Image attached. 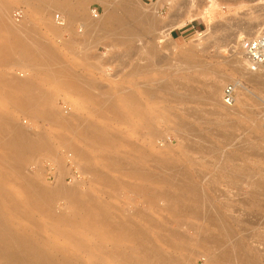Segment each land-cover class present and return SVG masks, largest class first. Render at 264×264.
<instances>
[{"label":"rangeland","instance_id":"374dc122","mask_svg":"<svg viewBox=\"0 0 264 264\" xmlns=\"http://www.w3.org/2000/svg\"><path fill=\"white\" fill-rule=\"evenodd\" d=\"M260 31L264 0H0V264H264V89L231 62Z\"/></svg>","mask_w":264,"mask_h":264},{"label":"bare ground","instance_id":"6f19581e","mask_svg":"<svg viewBox=\"0 0 264 264\" xmlns=\"http://www.w3.org/2000/svg\"><path fill=\"white\" fill-rule=\"evenodd\" d=\"M187 1V0H186ZM158 2V1H157ZM159 2H160V0H159ZM48 3V2H47ZM46 4V3H45ZM50 7H52V8H59L60 10H62L60 7H58V5H56V4H52L51 2H50V4H47V5H45V8L46 9H49ZM58 9V10H59ZM59 10V11H60ZM63 11V10H62ZM63 13V12H62ZM141 13V12H140ZM74 16H75V18H77V14L75 15L74 14ZM106 20V19H105ZM103 21V20H102ZM114 21V20H113ZM105 22V21H104ZM99 23V22H98ZM103 23V22H102ZM101 25H103V24H101ZM100 25V26H101ZM106 25V24H105ZM104 25V26H105ZM107 25H108V23H107ZM97 26H98V24H97ZM97 26H95L94 25V28H95V30H96V28H98ZM172 27H173V25H172ZM99 28H101V27H99ZM105 28V27H104ZM170 28V27H169ZM248 28V27H247ZM103 29V28H102ZM32 47V46H31ZM37 48V46H35V47H32V48H30V47H27V50L29 51V49H33L34 51H35V49ZM39 48V47H38ZM37 48V49H38ZM39 51V50H38ZM37 51V52H38ZM244 57V56H243ZM245 58V57H244ZM245 61H246V59H245ZM232 62V68H233V70H235V71H238V72H243V70L244 71H246L247 72V76H249V77H251L254 81H255V84L256 85H258V87L260 88V89H264V72H262V71H252V70H250L249 69V67H248V64H247V61H246V63L245 64H243V62L241 61V60H239V59H237V58H235L233 61H231ZM235 83H236V85H238L239 86V89L241 90V92H242V94L245 96L246 94H250L252 91H250V89L245 85V83L243 82V81H241V80H237V81H235ZM237 86V87H238ZM76 87V86H75ZM73 89V88H72ZM76 89V88H75ZM212 90V89H211ZM210 90V91H211ZM216 92H218V86H217V84L216 83H213V90L211 91V92H209L208 93V96H207V98H208V100L209 101H211V102H213L214 100H215V94H216ZM241 94V93H240ZM20 101V100H19ZM20 105V104H19ZM22 105V104H21ZM26 105V104H25ZM27 106V105H26ZM25 106V107H26ZM232 106H234V104L232 103L231 105H226V110L225 111H222V112H219V114L221 113V114H223V115H227V114H230L229 112H230V108L232 107ZM20 107V106H19ZM22 107V106H21ZM24 107V108H25ZM19 129V128H18ZM21 129V128H20ZM16 130V129H15ZM14 130V131H15ZM16 132V131H15ZM12 135L13 136H9L8 135V140H6V142H8V144H7V147H9L10 149H13V150H15V149H19V148H21L22 146L24 147V148H30L31 149V147H32V149H34L33 148V145L35 144H33V142L31 141V139L33 138H31V139H29V136L27 137V136H25V134L23 133V129H22V132L21 131H18L17 133H16V135H15V133L13 132L12 133ZM36 136V135H35ZM264 136V135H263ZM30 137H31V135H30ZM7 138V136L5 137V139ZM41 138V137H40ZM262 139H263V137H261ZM34 139V138H33ZM32 139V140H33ZM37 140V139H36ZM34 141H35V139H34ZM38 141L39 140H37V143H38ZM41 141H42V139H41ZM40 142V141H39ZM37 146V145H36ZM22 147V148H23ZM25 150V149H24ZM29 151H31V150H29ZM17 166V164L16 165H14V167H16ZM17 168V167H16ZM15 168V169H16ZM17 170V169H16ZM61 192V191H60ZM59 192V193H60ZM61 194H62V192H61ZM76 196V195H75ZM74 196V197H75ZM73 197V198H74ZM76 198H78L79 199V197H77L76 196ZM76 198H74L73 199V202L75 203V199ZM80 200V199H79ZM77 203H79V202H77ZM77 205V204H76ZM79 205L80 206H82V204L80 203V204H78V207H79ZM77 207V208H78ZM84 207V206H83ZM83 207L81 208L82 210H83ZM78 210H80V209H78ZM87 210V209H86ZM76 211V210H75ZM83 211H85V207H84V210ZM79 213V212H78ZM107 221V220H106ZM1 223V222H0ZM108 223H110L109 221H108ZM103 224V223H102ZM113 224H115V223H112L111 222V226H113ZM120 224V223H119ZM109 226H110V224H109ZM128 231H130V230H128ZM131 232V231H130ZM130 232H128V233H130ZM131 234V233H130ZM132 234H133V232H132ZM21 251H22V249H21V247L19 246V245H17V247L16 248H13V250L11 251H9L8 249H6V250H4V248H1L0 247V256H1V258H6V259H8V258H11V257H15V258H19V256H20V254H21Z\"/></svg>","mask_w":264,"mask_h":264},{"label":"built area","instance_id":"2783aa9c","mask_svg":"<svg viewBox=\"0 0 264 264\" xmlns=\"http://www.w3.org/2000/svg\"><path fill=\"white\" fill-rule=\"evenodd\" d=\"M239 49L250 70L264 72V31L251 36H243L239 41ZM234 91L233 86L229 85L225 88L224 99L228 105H231L235 100Z\"/></svg>","mask_w":264,"mask_h":264}]
</instances>
